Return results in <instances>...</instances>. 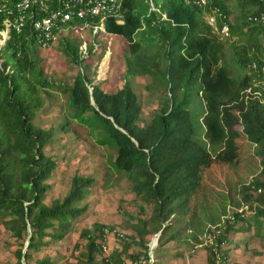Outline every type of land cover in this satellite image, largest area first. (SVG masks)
Returning a JSON list of instances; mask_svg holds the SVG:
<instances>
[{
    "label": "trees",
    "instance_id": "1",
    "mask_svg": "<svg viewBox=\"0 0 264 264\" xmlns=\"http://www.w3.org/2000/svg\"><path fill=\"white\" fill-rule=\"evenodd\" d=\"M227 1L207 0L203 8L183 5L180 0H151L155 9L150 10L148 0H124L122 21H104L108 34H118L126 41V76H148L150 92L151 86L157 88L156 83L165 88V98L144 125L137 124L141 104L128 78L114 93L100 89L86 70L77 72L69 86L42 79L38 61L31 55V40L26 38L31 20L27 19L23 34L10 33L0 50L4 59L0 67V224L20 240L13 264H29L34 254L72 230L71 221L87 209V204L79 203L94 180L74 176L61 200L44 203L46 181L56 162L44 155L43 147L54 129L36 127L32 120L45 104L41 91L49 92L48 88L65 95L70 112L60 130L66 132L72 126L80 138H92L97 148L105 150L106 177L127 179L130 192L152 207L146 220L129 223L132 234H115L139 248L136 255H129L132 263L147 262L150 235L159 231L161 237L171 220L188 209L204 169L215 162L232 164L237 160L236 138L243 135L259 160L260 177L238 187L241 211L230 213L231 219H222L224 229L218 241L221 247L232 239L233 230L248 229L251 224L260 231L263 223L258 219L264 217V48L258 39H264V0H234L238 12L233 21L229 20ZM213 8L226 16L229 36L224 39L205 20ZM3 20L0 16V29ZM139 32L142 36L136 39ZM233 36L236 39L230 40ZM152 44L157 47L150 51ZM62 45V53L73 64L82 61L68 40ZM8 66L10 70L5 72ZM249 88L257 92L256 97H249ZM196 97L198 101L193 102ZM236 122L238 130L233 127ZM77 126L84 127V134ZM103 185H109L107 179ZM250 211L253 223L246 215ZM237 222L245 223L244 228H238ZM105 230L112 232L93 223L79 231V238L86 242L74 246L80 249L77 262L95 264L94 254L104 246ZM96 240H101L100 245ZM208 251L206 263L214 264ZM107 260L102 258L98 264L121 262L117 257ZM34 263L48 264L49 259Z\"/></svg>",
    "mask_w": 264,
    "mask_h": 264
},
{
    "label": "rangeland",
    "instance_id": "2",
    "mask_svg": "<svg viewBox=\"0 0 264 264\" xmlns=\"http://www.w3.org/2000/svg\"><path fill=\"white\" fill-rule=\"evenodd\" d=\"M226 4L231 9L228 14L229 20L233 21L238 12L236 2L230 0ZM140 36L142 32L134 37L138 39ZM235 39L236 36H233L230 40ZM64 40H68L75 46L82 61L73 64L71 58L62 53ZM258 40L264 48V39L260 37ZM156 47L157 45L152 44L149 50L152 51ZM32 48L31 55L38 61L42 79L46 78L69 86L77 72L86 70L100 89L107 93H114L123 85L125 78H128L141 104L138 125L146 124L154 109L158 107V103L163 97L165 98V88L158 83L155 84L157 88L151 86V92L149 91L147 87L151 79L148 76H126L124 55L127 44L118 34L112 35L103 31L95 35L91 32V27L86 25L80 32L74 34L69 31L57 33L53 41L44 49L34 45ZM229 57L228 53L227 59ZM0 60L3 61V59ZM230 64L232 65V62ZM256 83H258L257 80L254 84ZM47 91L49 92L41 91L45 104L34 114L32 120V124L36 127L45 130L54 129L51 139L43 147L44 155L52 156L56 162V167L46 181L48 188L43 197L44 203L47 205L54 198L61 200L66 195L74 176H89L94 180L88 186L83 201L79 203V205L87 204V209L81 216L71 221L72 230L61 241L51 242L42 251L34 254L29 264H35L34 261H40L45 257L49 259L48 264H81L76 258L80 249L74 246L75 244L84 246L86 239L79 238L78 233L93 223L112 229V232L105 230L106 232L103 233L105 249L99 247L100 249L95 252V264H98L102 258H107L110 262L114 257L121 260L119 264H134L129 255H136L140 252L139 248L131 245L129 239L117 237L115 234H132L129 223H135V219L146 220L151 216V205L130 192L127 179L115 181L116 175L106 177L109 164L104 159L105 150L97 148L92 138L90 140L80 138L81 136L72 132L70 125L71 129H67L66 132L60 130V125L68 120L67 114L70 113L66 110L65 95L56 88H48ZM247 92L249 97L257 96V92H252L251 88L247 89ZM196 101H198L197 97L193 102ZM69 123L74 124L73 121ZM233 127L238 130L240 124L236 122ZM77 128L81 135L84 134V127L77 126ZM245 138L244 135L236 138L237 160L235 162L232 164L215 162L202 171V178L190 200L188 209L179 213L175 221L171 220L169 229L165 230L161 237L160 233L158 234L157 240L155 239L152 244L155 248L148 253V261L140 260L139 264H207L209 251L201 244L205 229L217 225L227 214L241 209L242 196L238 194V187L247 184L253 178L260 177L259 160L253 155L252 146ZM105 179L109 182L108 186L103 185ZM253 197L256 196L253 195ZM250 212L247 215L251 217L249 220L253 223V212ZM129 216L132 220L128 219ZM258 220L264 223V217ZM187 223L189 225L184 230L183 227ZM252 227L249 231L256 229V226L252 225ZM259 230L264 233V224ZM156 235H150L149 247ZM260 238L258 236L257 243H252L254 239H250L252 241L246 243L247 250L236 252L241 258H245L244 264H264V239L260 241ZM19 241L5 231L0 224V264L15 262V251L20 248ZM96 241L100 245L101 240ZM230 244L233 243L228 242L220 247V252L227 259L229 255L236 254L233 253L235 251L230 252ZM227 261L230 264L235 263L229 259ZM110 263L113 264L112 261Z\"/></svg>",
    "mask_w": 264,
    "mask_h": 264
},
{
    "label": "built area",
    "instance_id": "3",
    "mask_svg": "<svg viewBox=\"0 0 264 264\" xmlns=\"http://www.w3.org/2000/svg\"><path fill=\"white\" fill-rule=\"evenodd\" d=\"M124 0H0V16L3 17V27L0 29V50L10 33L16 36L23 34L27 19L31 20L30 38L31 45L41 49L46 48L53 41L57 33L70 31L72 34L80 32L87 26L91 27L93 34L104 31V21L109 19H120V7ZM183 5H194L205 7L207 0H180ZM149 2V9H155ZM206 15L207 24L220 36H229V25L216 9H212ZM162 17H165L163 14ZM222 17V23L218 20ZM90 19L92 21H89ZM98 20L97 23L93 22ZM14 45V43H13ZM15 46V55L19 56V46ZM4 61L0 60V67ZM255 68V64L252 65ZM10 67L6 68L8 72ZM259 189L257 190V193ZM239 212L241 209L238 210ZM225 218V217H224ZM226 219H231L228 214ZM222 220L217 225L208 227L203 233L202 246L212 253L214 264H230L220 252L219 237L224 226ZM105 249V246H103ZM228 262V263H227Z\"/></svg>",
    "mask_w": 264,
    "mask_h": 264
},
{
    "label": "crops",
    "instance_id": "4",
    "mask_svg": "<svg viewBox=\"0 0 264 264\" xmlns=\"http://www.w3.org/2000/svg\"><path fill=\"white\" fill-rule=\"evenodd\" d=\"M70 32V31H69ZM63 36V35H62ZM61 36V37H62ZM238 210V209H237ZM251 213V212H250ZM230 214V213H229ZM228 215V214H227ZM247 215V214H246ZM254 216V214H253ZM247 218H249V216L247 215ZM251 218V217H250ZM238 223V222H237ZM244 224L245 223H238V228H244ZM264 224V223H263ZM252 227V225L248 228V229H241L238 231V229H235L233 230V233H232V239L229 241V243H233V244H230V252L232 251H235L233 253H236V252H240V251H245L247 250L246 248V243L247 242H251L252 240L250 239H254L252 241V243H257V239H258V236H260V241L261 239H264V233H262V231H258V230H253V231H249V229ZM253 228V227H252ZM259 233V235H258ZM254 236V237H253ZM238 239H242V240H238ZM255 245V244H254ZM248 246V245H247ZM229 254V252H228ZM228 259L230 261H233L235 262L234 264H244L245 263V258H241L240 255H238L237 253L236 254H231L229 255ZM227 259V260H228Z\"/></svg>",
    "mask_w": 264,
    "mask_h": 264
},
{
    "label": "clouds",
    "instance_id": "5",
    "mask_svg": "<svg viewBox=\"0 0 264 264\" xmlns=\"http://www.w3.org/2000/svg\"><path fill=\"white\" fill-rule=\"evenodd\" d=\"M206 16V15H205ZM121 17V16H120ZM206 20V19H205ZM117 21L118 22H121L122 21V17L120 18V19H117ZM96 22V21H95ZM97 23V22H96ZM104 31H105V29H104ZM106 32V31H105ZM71 33V32H70ZM64 36V35H63ZM220 37V36H219ZM2 50V49H1ZM0 59H2V58H0ZM3 61H4V59H3Z\"/></svg>",
    "mask_w": 264,
    "mask_h": 264
},
{
    "label": "water",
    "instance_id": "6",
    "mask_svg": "<svg viewBox=\"0 0 264 264\" xmlns=\"http://www.w3.org/2000/svg\"><path fill=\"white\" fill-rule=\"evenodd\" d=\"M159 233H160V232L158 231L157 235H158ZM157 238H158V237H157ZM26 246H27V244H26ZM150 251H151V248L149 247V252H150ZM149 252H148V253H149Z\"/></svg>",
    "mask_w": 264,
    "mask_h": 264
},
{
    "label": "bare ground",
    "instance_id": "7",
    "mask_svg": "<svg viewBox=\"0 0 264 264\" xmlns=\"http://www.w3.org/2000/svg\"><path fill=\"white\" fill-rule=\"evenodd\" d=\"M154 247V246H153ZM153 247H151V249L153 250Z\"/></svg>",
    "mask_w": 264,
    "mask_h": 264
}]
</instances>
